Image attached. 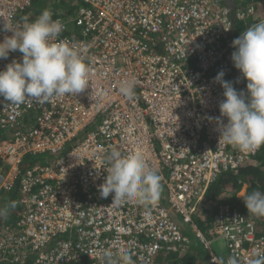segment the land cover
<instances>
[{"label":"built area","instance_id":"obj_1","mask_svg":"<svg viewBox=\"0 0 264 264\" xmlns=\"http://www.w3.org/2000/svg\"><path fill=\"white\" fill-rule=\"evenodd\" d=\"M77 1L75 18H41L34 0H0V254L168 264L197 243L205 264H260L248 215L219 206L207 231L195 217L264 144V68L240 65L264 17L224 0Z\"/></svg>","mask_w":264,"mask_h":264},{"label":"trees","instance_id":"obj_2","mask_svg":"<svg viewBox=\"0 0 264 264\" xmlns=\"http://www.w3.org/2000/svg\"><path fill=\"white\" fill-rule=\"evenodd\" d=\"M69 3H75V7L80 5V2L70 1ZM232 11L238 7L243 9L253 8L256 10V16L259 13L264 14V0H224ZM73 6V7H74ZM37 12V11H35ZM51 12V11H50ZM52 13V12H51ZM53 16H66L67 18L72 17L71 12H64L62 14L52 13ZM36 17H40V12L36 13ZM42 17L43 16L42 14ZM41 17V18H42ZM33 18V17H32ZM261 32L263 42L256 47H249L246 49L242 57L240 58V65L245 66L246 63L252 61L253 63L260 65L264 68V31ZM261 45V46H260ZM232 74L223 81L225 92L229 96H235V87ZM233 93V94H232ZM241 105L237 104L236 107ZM262 103L256 106L257 109L263 111ZM253 108V109H256ZM236 111V110H235ZM254 112V110H253ZM238 114V113H237ZM251 112L244 109L242 114H238L241 118H249ZM264 112L263 117L260 119L253 118V125L256 127L264 128ZM263 119V120H261ZM257 121L259 124H257ZM246 186V199H241L238 194ZM230 205L232 208L237 209L245 214H250L258 224V231L261 236L264 237V144L261 146L259 152L253 158L252 162L240 167L236 171H228L222 173L216 182L211 184L203 202L204 209L200 217H195V221L198 226L203 230L207 231L215 220L219 206ZM194 245V244H193ZM200 245H194L192 248L195 249L194 253H187L180 255V253L168 254V264H205L204 261L208 258L209 254ZM198 254V255H197ZM203 259V260H202ZM32 258L26 259L23 264H32ZM0 264H16L11 262V257L8 253L0 254Z\"/></svg>","mask_w":264,"mask_h":264},{"label":"rangeland","instance_id":"obj_3","mask_svg":"<svg viewBox=\"0 0 264 264\" xmlns=\"http://www.w3.org/2000/svg\"><path fill=\"white\" fill-rule=\"evenodd\" d=\"M67 1L68 0H34V9L37 11L36 13L40 12V17H42V14H43V16H46L47 11H51L52 13L56 12V14H62L64 12L70 11L71 15H68V16H72L75 18L76 16H78L80 9L83 8L84 5L82 3H80V5H81L80 7H79V5H77L75 7L74 6L75 3H69ZM70 1H75V0H70ZM235 110H236V113H238L240 115L243 113L244 108L242 106H240L239 108L236 107ZM263 119H261V120H263ZM257 124H259L258 121H257ZM47 158H48V155H46V154L38 155V156L34 157V164L41 163L42 161H44ZM238 197L241 199H244V200L246 199L245 198L246 197V186L238 194ZM248 215H250V214H248ZM250 217H251V215H250ZM190 237H191V239H194V236L192 234H190ZM193 243H194V241H193ZM212 246H213L214 252L220 258H225L228 255V249H227L225 241H223L221 239L217 240L215 243H213Z\"/></svg>","mask_w":264,"mask_h":264},{"label":"clouds","instance_id":"obj_4","mask_svg":"<svg viewBox=\"0 0 264 264\" xmlns=\"http://www.w3.org/2000/svg\"><path fill=\"white\" fill-rule=\"evenodd\" d=\"M48 12V11H47ZM46 12V13H47ZM256 10H255V13H254V15H253V18H255L257 21H260V19L261 18H263L264 17V14L263 13H259L258 14V16H256ZM243 213V212H242ZM243 214H245V213H243ZM246 215H248V214H246ZM249 217H250V215H248ZM250 218H252L253 219V217L251 216ZM254 221H255V219H253ZM258 225V224H257ZM217 255V254H216ZM218 256V255H217ZM228 256V255H227ZM226 256V257H227ZM226 257L225 258H220L221 260H224V259H226ZM260 264H264V259L261 261V263Z\"/></svg>","mask_w":264,"mask_h":264}]
</instances>
